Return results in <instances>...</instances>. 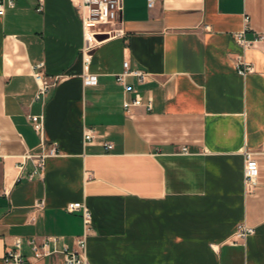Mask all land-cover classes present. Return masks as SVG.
<instances>
[{"label": "crops", "instance_id": "0c3cea01", "mask_svg": "<svg viewBox=\"0 0 264 264\" xmlns=\"http://www.w3.org/2000/svg\"><path fill=\"white\" fill-rule=\"evenodd\" d=\"M77 1L3 0L0 264L16 237L74 246L84 232L67 210L75 201L93 214L91 264H264V40L245 48L235 36L264 34V0H122L118 33L89 64ZM126 60L148 73L126 76L130 90L117 81ZM238 60L254 70L239 74ZM37 71L55 79L39 99ZM136 93L143 104L128 113ZM44 141L59 153L42 177L28 178L29 162L17 181L20 156ZM246 150L259 165L251 191ZM241 223L255 231L234 241Z\"/></svg>", "mask_w": 264, "mask_h": 264}, {"label": "built area", "instance_id": "2783aa9c", "mask_svg": "<svg viewBox=\"0 0 264 264\" xmlns=\"http://www.w3.org/2000/svg\"><path fill=\"white\" fill-rule=\"evenodd\" d=\"M154 0H149V6L152 7ZM77 9L82 21L84 43L83 56L86 64L91 62L92 50L103 40L112 37L118 33V29L114 26L120 21L123 10L122 0H78ZM4 12L3 0H0V14ZM249 17H246L248 23ZM246 29L237 32L236 38L243 47L248 48L256 42L264 40V34L259 33L253 39L246 36ZM124 70L117 75V81L122 83L126 90H130L131 86L125 82L126 76H135L139 82H144L148 73L137 68H132L130 62L126 60ZM237 72L241 75H247L254 70L251 63L245 60H238L235 64ZM38 81V91L36 98L46 96L55 79H49L41 71L35 72ZM84 80L87 84H95L97 76L91 73H85ZM143 104V99L139 93L135 94L132 100H125L123 105L125 110L130 113L134 106ZM151 106V103L148 104ZM34 128L43 132L44 119L42 115L35 114L31 116ZM97 136L96 130L88 128L85 131V140L91 141ZM107 149H112L113 144L104 142ZM186 150V148H184ZM59 149L55 143L43 142L39 150H29L16 163L18 169L17 181L24 178V171L29 162H32V171L28 174L29 179L42 177L46 168L47 158L57 155ZM244 168V182L247 191H251L257 185L259 175V165L257 159L254 158V152L246 150ZM4 157L0 155V167ZM90 178V175H89ZM10 192L6 187L0 185V197L8 195ZM43 201H39L37 206H41ZM69 212H78L81 214L84 224V232L75 240L74 246L62 244L58 236H44L42 238L32 236L29 238L16 237L15 240L7 245L3 264H91L87 254V237L93 229V214L90 207L83 201L70 202L67 206ZM255 228L246 223L238 225L235 232V240L245 239L249 234L254 233Z\"/></svg>", "mask_w": 264, "mask_h": 264}]
</instances>
